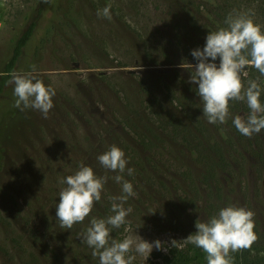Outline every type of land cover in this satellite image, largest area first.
Masks as SVG:
<instances>
[{"label": "rangeland", "instance_id": "obj_1", "mask_svg": "<svg viewBox=\"0 0 264 264\" xmlns=\"http://www.w3.org/2000/svg\"><path fill=\"white\" fill-rule=\"evenodd\" d=\"M38 1L0 0V74ZM210 1H50L20 59L24 72L35 65L33 75L56 90L48 118L29 109L26 121L25 111L13 107L14 88H6L0 100V140L13 133L0 167V264H99L81 237L92 218L112 214L113 197L121 195V184L112 179L119 173L97 160L113 144L125 153L126 168L134 169L131 176L121 175L135 195L124 204L132 209L126 223L112 229L111 237L138 234L166 242L167 250L153 248L146 261L130 253L136 255L133 264L206 261V253L184 239L197 231L198 218L208 219L205 208L212 197L224 207L251 209L263 220L264 130L236 141L230 124L249 111L231 107L225 123H208L198 85L179 66L197 62L191 51L200 43L199 27L210 18L194 6L210 7ZM108 4L111 19L99 17ZM199 120L208 125L203 135ZM216 143L220 150L232 145L243 151L247 171L236 169L234 177L220 172V182L208 184L204 156ZM81 163L108 180L90 215L64 229L56 218L59 192L66 186L61 181ZM187 172L201 179V193L192 192ZM180 252H189L190 261L178 262Z\"/></svg>", "mask_w": 264, "mask_h": 264}, {"label": "clouds", "instance_id": "obj_2", "mask_svg": "<svg viewBox=\"0 0 264 264\" xmlns=\"http://www.w3.org/2000/svg\"><path fill=\"white\" fill-rule=\"evenodd\" d=\"M49 2V0H45ZM111 4L98 10L99 17L111 19ZM224 27L209 31L203 48L191 51L196 64L179 65L190 71L189 82L198 85L197 95L201 99L203 116L210 124L225 123L230 113V101L246 102L250 110L235 115L234 127L245 137H252L264 130V103L261 101V86L257 80L248 81L246 67L258 70L264 76V30L255 22L254 12L235 11L229 13ZM219 58V65L216 61ZM36 66L30 72H13L9 83L14 85L13 107L20 111L34 110L47 119L53 108L55 88L46 85L33 75ZM101 166L119 174L112 179L121 184V195L113 197L112 214L107 218H92L86 231L82 233V242L93 249L92 256L99 257V264H133L139 254L146 261L153 248L167 250L166 242L156 239L149 242L138 234L127 235L122 240L111 237L112 229H119L126 223V217L132 209L124 204L134 196L133 185L121 175L127 171L131 176L134 169L127 167L125 153L113 144L97 157ZM107 176H97L91 166L81 163L72 175L61 181L65 184L59 192L56 205V218L61 228L71 229L74 224L82 223L91 213L94 203L100 201L101 193L107 182ZM255 212L244 206L229 203L220 208L218 214L207 220L197 219V231L184 239L185 243L195 245L206 253L207 264H233L231 253L251 249L258 240L255 232ZM171 240V247L176 246Z\"/></svg>", "mask_w": 264, "mask_h": 264}, {"label": "trees", "instance_id": "obj_3", "mask_svg": "<svg viewBox=\"0 0 264 264\" xmlns=\"http://www.w3.org/2000/svg\"><path fill=\"white\" fill-rule=\"evenodd\" d=\"M50 1L51 0L46 3L45 0H39L37 2L32 20L30 21V23H28L27 28L17 37L15 45L12 48L10 59L8 60L4 70L0 74V100L4 97L6 88H14V85L12 83H9V81L11 80V73L27 70V68L20 67V59L24 55V52L29 46L30 41L33 39L35 31L37 27H39L40 21L44 17L45 11L49 6ZM202 5L203 6L197 4L194 6V8L200 13L206 10L210 20L208 25L199 27L200 43L198 44V48L202 49L205 45L206 36L209 31H215L219 27L226 26L224 21L228 14L233 12V10H251L252 12H254L255 22L260 24L262 30H264V0H214L213 2L210 1V7L204 6V4ZM188 7H192L191 3L188 4L186 9ZM188 37V39H191L190 35ZM216 62H219V58H217ZM245 72L247 73V75L243 77V83L245 87H247L248 81L257 80L262 89L261 101L262 103H264V76H261L258 70L252 67H246ZM230 107L239 108L243 111H250L247 107L246 102L243 101H230ZM27 114L28 110H25L24 116L26 121H28ZM197 123L200 125L198 131L203 135L204 132L202 129L203 127H208V125L206 124L204 126L202 120H199ZM230 126V129L232 130V132H234L236 141H239V143H241V139L239 138L241 137V134L234 127L233 123L230 124ZM12 136L13 133L12 135H9L6 141L0 140V167L2 166L3 158L5 157L6 147L10 145V143H12ZM183 139L188 141V138L185 136H183ZM216 144L217 147L215 145H210V153L204 156L206 161V166L204 165L206 173L203 174V179L208 184L210 180H215L216 183L220 182V178L218 175V173L220 172H226V174H231V176L234 177V171H236V169H238L240 173H245L247 171V167L245 164L246 157L244 156L243 151L231 148L232 145L230 147L228 146L227 148L222 145L220 150L219 148L221 145L218 143ZM237 153L241 155L242 159L236 156ZM185 175L186 179L188 180V186L190 187L192 192L197 194L201 193V185L199 183L202 182L201 179H196L192 172H187ZM215 186L213 187L214 189ZM210 188L211 190L213 189L211 185ZM208 203L209 205L205 208V212L208 214V218L218 214L220 208L224 207V205H221L220 202L217 201V199L215 201L213 197L212 200H210ZM255 232L258 235V240L252 245L251 249L242 250L230 254L233 257V264H264V217L262 221L258 219V215L257 217H255ZM177 257L178 262L180 263H186L190 261L189 252H180L179 254H177ZM189 264H207V261L194 262Z\"/></svg>", "mask_w": 264, "mask_h": 264}, {"label": "built area", "instance_id": "obj_4", "mask_svg": "<svg viewBox=\"0 0 264 264\" xmlns=\"http://www.w3.org/2000/svg\"><path fill=\"white\" fill-rule=\"evenodd\" d=\"M0 20H1V16H0Z\"/></svg>", "mask_w": 264, "mask_h": 264}]
</instances>
